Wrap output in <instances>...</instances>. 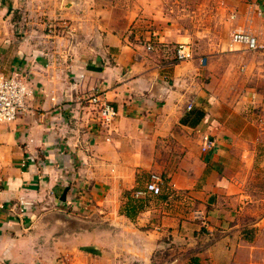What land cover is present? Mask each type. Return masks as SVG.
<instances>
[{
  "label": "crops",
  "instance_id": "1",
  "mask_svg": "<svg viewBox=\"0 0 264 264\" xmlns=\"http://www.w3.org/2000/svg\"><path fill=\"white\" fill-rule=\"evenodd\" d=\"M219 9L223 39L216 0H0V72L31 92L0 124V264H264V145L218 86L230 34L264 36V0ZM95 94L109 130L78 101ZM151 174L161 195L134 199Z\"/></svg>",
  "mask_w": 264,
  "mask_h": 264
},
{
  "label": "built area",
  "instance_id": "2",
  "mask_svg": "<svg viewBox=\"0 0 264 264\" xmlns=\"http://www.w3.org/2000/svg\"><path fill=\"white\" fill-rule=\"evenodd\" d=\"M229 42L231 45L241 47L243 52L255 60L250 72L252 77L249 85L240 91L239 98L245 101L246 108L243 113L258 129L260 143L264 145V36L257 38L245 31H233L229 36ZM156 49L157 46L154 44L146 46L148 52H154ZM172 51L177 63L189 62L194 57L193 50L188 44H176ZM203 63L204 60L201 61L202 65ZM249 68V64H241L238 68L239 75H247ZM30 94V89L21 71L15 70L8 74L0 72V124L14 122L22 116L26 112V103ZM78 101L91 107L94 120L101 128L109 130L114 126L118 116L117 111L99 94ZM187 110H191V106H188ZM215 146L216 142L213 138L207 135L202 136L200 145L202 153L211 152ZM2 183L0 178V207L2 206ZM164 183L165 178L162 175L151 174L144 190L135 192L133 198L160 196Z\"/></svg>",
  "mask_w": 264,
  "mask_h": 264
},
{
  "label": "rangeland",
  "instance_id": "3",
  "mask_svg": "<svg viewBox=\"0 0 264 264\" xmlns=\"http://www.w3.org/2000/svg\"><path fill=\"white\" fill-rule=\"evenodd\" d=\"M170 0H166V2ZM179 1V0H176ZM202 1V0H201ZM181 2V1H180ZM216 5L218 7V16H217V27L215 26V33H217L218 39L224 38L225 28H224V13L221 12L219 7H221V0H216ZM234 48L231 49L230 57L228 60H223L218 62V68H220V74L218 78V86L225 87L226 80L230 83L234 82V89L232 91V96L234 97L235 105L240 101L239 94L240 91L249 85L252 74L251 69L253 68V62L255 60L251 56L242 51L239 46L231 45ZM232 55V56H231ZM249 64V72L245 76H240L238 73V68L241 64Z\"/></svg>",
  "mask_w": 264,
  "mask_h": 264
}]
</instances>
